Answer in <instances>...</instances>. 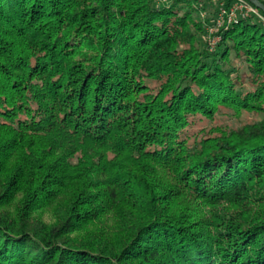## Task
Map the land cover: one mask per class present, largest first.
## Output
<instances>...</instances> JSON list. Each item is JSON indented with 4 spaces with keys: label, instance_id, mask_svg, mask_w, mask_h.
Segmentation results:
<instances>
[{
    "label": "trees",
    "instance_id": "trees-1",
    "mask_svg": "<svg viewBox=\"0 0 264 264\" xmlns=\"http://www.w3.org/2000/svg\"><path fill=\"white\" fill-rule=\"evenodd\" d=\"M233 1L0 0V264H264V25L216 26Z\"/></svg>",
    "mask_w": 264,
    "mask_h": 264
},
{
    "label": "built area",
    "instance_id": "built-area-1",
    "mask_svg": "<svg viewBox=\"0 0 264 264\" xmlns=\"http://www.w3.org/2000/svg\"><path fill=\"white\" fill-rule=\"evenodd\" d=\"M264 2V0H262ZM233 5H231L229 8H221L217 19L215 22L216 26L222 25L223 22H235L237 15L244 14V13H250L254 14L256 17H258L261 20V23L264 25V16L260 14L259 10L252 6L250 3H248L246 0H234ZM227 9V10H226ZM238 10V12H236ZM211 33L213 28L208 29ZM217 39L212 40V43L216 41Z\"/></svg>",
    "mask_w": 264,
    "mask_h": 264
},
{
    "label": "rangeland",
    "instance_id": "rangeland-1",
    "mask_svg": "<svg viewBox=\"0 0 264 264\" xmlns=\"http://www.w3.org/2000/svg\"><path fill=\"white\" fill-rule=\"evenodd\" d=\"M215 1H220V0H215ZM231 5H233V4L231 3ZM212 12H213V9L209 6L207 16L208 17L211 16ZM236 12H238V10ZM247 118L251 119V118H254V116L247 115V117L244 118L243 120L247 121ZM218 123H222V124L228 123L229 126L230 125L234 126L238 123V121H236V118L233 116L223 115V116H219L217 119H215L212 122L201 121V122L195 123L194 126L191 127L190 131L198 130L201 127H205V126H208L210 124L214 125V124H218ZM43 220L47 223H50V222H52L53 219H52L51 215L48 213V214L43 215Z\"/></svg>",
    "mask_w": 264,
    "mask_h": 264
},
{
    "label": "water",
    "instance_id": "water-1",
    "mask_svg": "<svg viewBox=\"0 0 264 264\" xmlns=\"http://www.w3.org/2000/svg\"><path fill=\"white\" fill-rule=\"evenodd\" d=\"M247 1L257 9H259L260 11L264 12V3L261 2L260 0H247Z\"/></svg>",
    "mask_w": 264,
    "mask_h": 264
}]
</instances>
